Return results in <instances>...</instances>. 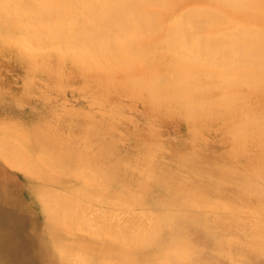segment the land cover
I'll list each match as a JSON object with an SVG mask.
<instances>
[{
	"label": "bare ground",
	"instance_id": "bare-ground-1",
	"mask_svg": "<svg viewBox=\"0 0 264 264\" xmlns=\"http://www.w3.org/2000/svg\"><path fill=\"white\" fill-rule=\"evenodd\" d=\"M246 21L249 27H243ZM32 32L39 37L27 38ZM4 41L12 52L27 51L24 65L32 75H47L63 87L70 77L89 80L91 88L87 89L92 94L101 89L103 93L106 88L115 99L132 96L135 104L145 107L155 120L166 116L182 119L190 131L196 130L195 137L205 128L219 131L221 137L216 142L225 148L228 146L225 150L228 159L232 157L234 162V158L243 157L244 171L249 172L235 176L226 167L208 165L206 155L198 154L195 149L171 151L156 138L158 133L136 135L135 147L147 150L129 160L119 158L115 145L95 129L89 132L86 118L77 123L83 128L65 135H58L51 128L52 124L56 125V117L25 121L28 125L22 126L24 136L20 140L24 150L16 146L24 155L17 153L12 148L16 143L7 138L0 141V148L4 149L0 154L13 168L23 170L28 177L37 174L46 183L58 181V168L68 172L70 179L83 181V190L78 195L85 196L86 204H77L80 200L76 197L70 198L67 194L65 198V193L64 196L60 193L55 198L57 207L45 221L50 227L80 232L75 241L80 264H97V261L98 264H177L178 258L192 263L196 255L186 248L197 233H210L215 226L225 227V231L226 227L238 230L250 238L261 231L264 233L259 215L246 221L242 215L247 212L246 203L251 199L248 191L253 188V180L264 171V0H0V42ZM161 43L174 49L165 54V64L164 59L161 60L162 50L158 48ZM64 65H68L67 74L60 70ZM167 74L169 78L160 84L158 77ZM40 89L44 91L42 86ZM25 90L27 96L34 94L29 85ZM106 116L110 115L106 113ZM149 116H146L148 124L152 121ZM73 127L72 122H63L59 123L58 130ZM28 133L32 137L27 136ZM241 145L249 146V152L240 153ZM163 147L166 155L172 153L168 161H162L160 148ZM25 151L30 156L35 153L42 166L29 164ZM13 152L17 153L14 155L19 161L14 156L11 158ZM228 162L233 164L231 160ZM170 164L176 173L190 170L193 184L188 180L169 179L166 168ZM42 167L48 168L47 171ZM5 171L0 166V174ZM6 186L0 180V190ZM114 187L118 194L107 198L109 188ZM89 189H96L98 193L93 196ZM239 192V203H230L228 200ZM218 200L232 207L226 210L225 206L221 215L213 217L202 212L190 213L197 203L215 212ZM28 204L32 206V199ZM90 205L102 207L97 208L101 213L93 209L96 214L89 213L91 217L101 214L111 218V209L134 211L145 207L159 210L162 215L154 214L147 228L130 231L125 226L117 228L113 234L111 230L110 238L97 245L81 233L100 235L102 239L108 230L101 235V229H98L100 232L96 229L100 228L96 221L101 222L100 218L92 217V222L95 219L97 224L95 227L92 223L88 225L85 215L86 219L76 215L87 208V212H91ZM82 207L84 209L79 211ZM254 209L263 211L264 206L256 204ZM121 215L114 218L118 220ZM117 220L116 226L120 223ZM107 221L101 226L106 227L110 222ZM109 225L107 227L114 228ZM258 243L260 246L248 250L254 257L264 254V243ZM39 244L47 264L46 243Z\"/></svg>",
	"mask_w": 264,
	"mask_h": 264
},
{
	"label": "rangeland",
	"instance_id": "rangeland-1",
	"mask_svg": "<svg viewBox=\"0 0 264 264\" xmlns=\"http://www.w3.org/2000/svg\"><path fill=\"white\" fill-rule=\"evenodd\" d=\"M242 24H244L243 27L250 26L248 21ZM207 34L209 33L207 32ZM28 36L30 37V39H34L33 37L35 38L39 37L38 33L36 32L35 33L32 32L31 34L28 33L26 37L29 38ZM2 43L0 42V94H1L0 95V111H1L0 112V141L1 140L7 141L8 139V140H11L13 143H16V145L12 144V148L13 149L15 148L17 153L18 152L24 153V151H21V150L19 151L17 147L24 150L20 146V140H22V137L24 136V133H22V129H23L22 126L28 125L25 123V121L38 120V119L47 120L49 117H56L54 120L56 125L52 124L51 128H53L57 132L58 135L59 134L65 135V134H72L74 130L76 131L78 129L83 128V127L78 126L77 123L80 120L85 121L87 119L89 123L88 125V129L90 130L89 132L95 129L96 132H99L101 135H103V138L106 141L113 143L115 145L114 148L116 150V154L117 156H119V158H126V159L132 158L133 159V158H136L135 157L136 153L144 154L147 148L138 149V147H135L136 146L135 137L136 135H139L142 133L152 134L153 132V133H158L156 134V138L162 141L165 147L169 148L171 151L175 149H179L181 151L192 152L193 149H195L197 153L201 152L206 155V164L208 165L216 164L219 166L226 167L235 176L242 175L243 173L244 174L249 173L247 171H244L243 165L245 164V161L243 157L234 158L237 160V162H235L236 160L233 162L232 157H230L231 159L230 158L228 159L229 154L227 152L225 153V150H228L227 149L228 146L226 145V148H225V146L216 142L218 138L221 137L219 135V131L214 130L212 128L210 129L205 128L204 130H200L199 134L198 135L196 134L197 136L195 137L194 134L196 130L190 131V129H188L184 125V123L182 122L183 121L182 119H179L175 116L174 117L166 116V118H163V117L156 118L155 117L156 118L155 120L152 114H150L151 117L149 116V113L145 107L143 108V106L138 105V103L135 104L132 96H129L127 98L119 97V99H115L112 93L108 92V89L106 88L104 89L103 93L100 92L102 90L101 89L99 92H95L94 94H92L87 89V88H91L88 85L89 80H85V81L76 80V79L72 80V77H70L67 80L66 86L63 87L59 83L55 82L54 78L47 77V75L41 76L40 73H38L37 75H32V73L24 65V63L26 62L28 58L27 51L21 49L17 52H12L9 50V47L6 45L5 41ZM158 48L159 50L160 49L162 50L161 60L164 59L162 63L165 64L167 62L165 59L166 57L165 54L169 52L168 50L170 49L172 53L174 49L172 50L173 47L168 46V44H164V43L159 44ZM38 64L35 65V68L38 67ZM60 70L62 73L67 74L68 65L62 66ZM12 77H14L15 79ZM167 77L169 78V74H167V76H164V77L163 76L158 77L159 83L162 84L167 79ZM32 78L34 79L36 78V80H32ZM22 81L24 83H22ZM29 83H32V85H30ZM21 84H24V85H21ZM27 85H29L30 90L32 91V93H34L33 95H30V96L26 95L27 91L25 90V88L27 87ZM34 85L36 87H34ZM41 86L44 88V91H41L40 89ZM60 86L62 87V89H60ZM72 86L73 87L76 86L75 87L76 89H74ZM45 88H48L46 89L47 93L45 91ZM66 88L68 89L66 90ZM70 88H73V89H70ZM1 89H4L5 92L4 90H1ZM80 89H82L83 91L81 90L82 91L81 92ZM69 90L70 91L72 90V91L70 92ZM20 92H22L21 93L22 95L20 94ZM58 93H59V96H58ZM23 100L24 101L26 100V101L24 102ZM41 101H43L44 104ZM114 104L117 106L122 105L121 106L122 108L119 106L116 107L114 106ZM125 107H128V110ZM70 112H74L75 114L70 113ZM78 113H83V114L78 115ZM106 113H108L110 116H106ZM146 116H149L150 118L149 121L152 120L151 121L152 124L151 123L148 124V121H146ZM170 117L172 118L169 119ZM13 119L15 120L17 119V120L15 121ZM159 120H161V122ZM156 121L157 122L159 121V122L157 123ZM63 122H72L74 124V127L70 129H61L59 131L58 130L59 123H63ZM84 128L86 129V127ZM27 136L32 137V135L29 133L27 134ZM194 137L196 138V140ZM214 143H218V144H214ZM10 145H11V142H10ZM165 147L160 148L161 150H163V153L161 154L162 161H165V160L168 161L169 158H171L170 155L172 154L170 153L166 155ZM1 148H0V153L4 151V149L1 150ZM248 148L249 146L247 145H241L238 147V151H240V153L241 152L248 153L249 152ZM11 151H14V150H11ZM17 153L15 152L11 153V158L12 156L16 157L15 155ZM23 153L21 154V156L24 155ZM25 154H27V156L29 157L28 159L29 161L25 159L28 161L29 164L32 163L34 165L42 166V164L37 159V156L35 153L34 155L32 154L31 156L28 155L27 152ZM143 154L141 156H143ZM222 154L225 155L226 157H224ZM16 159L18 158L16 157ZM210 160H212V162H210ZM229 160H231V163L233 164H230L228 162ZM131 162L132 164H135L134 161H131ZM225 162L227 164H225ZM0 166H2L4 170H6L5 172L0 174V180L4 181V183L7 184L6 187L0 190V261H1L0 264L2 262L4 264H46L45 258H44L45 254L43 255V253L40 250L41 247H40L39 242L41 241H44L47 246V249H46L47 261H48L47 264H75V262L76 264H80L78 261V257L75 254L76 253L75 241L77 240V237H78L77 233H80V232H74V233L66 232L62 230L61 228L58 229L57 227H53V226L50 227L49 225L46 224L45 221H46V218L50 215V211L57 207L55 198L60 193L61 195L65 193V198L67 194H68L67 197L69 196L70 198L71 196H73V198L76 197L77 199L80 200V201L77 200L79 201L77 204L81 202H84V204H86V199L84 198L85 196L84 197L82 196L84 198L83 199L81 198L80 195H78V193L82 192L83 190V181L81 179H70L71 177H69L68 172L66 171L64 172L63 170H61V168L60 169L58 168V170L60 171V173L57 174V176L59 177L58 181L54 183H46L45 181H42L37 174H34L33 176L28 177L27 175L23 173V170L13 168L8 163V160L1 154H0ZM42 168L45 169V167H42ZM167 169L170 171H168ZM55 170H57V168H55ZM166 173L168 175V178L171 180H174V181L181 180V182H186L188 180L191 184H193V179L191 178L190 170L179 171L176 173V171L172 168V164H170V166L166 168ZM253 182H254L253 188L248 191V193H250L251 199L250 201H248V203H246L248 205L245 208L247 212L242 213V215L245 217V221L254 219V217L257 218L259 215L260 223L263 226V230H264V210L258 211L257 209H254V206L256 204L260 205L261 207L264 206V171H263V175H258V177L255 178ZM89 190L92 191L91 195L93 196L96 195L95 193H98L96 189L95 190L89 189ZM118 192L119 191L115 187L109 188L108 193H107V198H111L112 196H114V194L117 195ZM76 194L80 197H78ZM240 196H241L240 192L239 194L236 193V195L232 196V198H230L228 201L232 204H237L239 203L238 200ZM73 198L71 200L72 203H74V200L76 199V198L75 199ZM31 199H32L33 207L30 204H28L31 201ZM228 204L229 203L223 200H218L216 202V205H214L216 210L215 212H212L209 209V207L203 206L201 203H197L194 207L190 209L191 211L190 213L198 214L202 212L205 215L209 214L211 215V217H213V215H221L225 206H226V210L227 208L232 207V204H229V205ZM90 206L93 207L92 210L91 208L89 209L91 210V212H87V209L89 207L87 205L86 207L88 208L84 209L85 207L84 205V207L78 208L79 211L81 209H84L81 211V214L80 212L77 211L78 214L80 215L78 214L76 215L77 216L82 215L83 218H85L84 217L85 215L87 218L88 225L92 223L91 226L96 227V225L100 223V228L96 227V229L97 230L101 229V232H102L101 235L104 233L103 232L104 230L106 229L108 230V231L106 230L107 232L105 231L106 232L105 235H102L103 237L102 239H100L101 238L100 235L93 236L92 234L87 235L86 233H81L87 236L86 239L93 240L95 243H97V245H100L106 239H109L111 236V233L113 234L117 232L116 231L117 228L120 229V227L126 226L128 227L130 231L131 230L134 231L136 228H147L150 226L151 224L150 221L154 218L153 216L154 214H156V217L162 215L161 211L159 210L154 211L148 207H145L142 210L137 209L138 211L137 210L128 211L127 209H119V210L111 209L110 211L111 215L113 213V215L111 216L112 219L108 215L105 216L107 217L105 219L103 215L101 216L100 214L101 211H98L97 209V208H102V207L93 206V205H90ZM103 208L106 209V207H103ZM24 209L26 212L23 211ZM93 209L94 210L96 209V213L100 212L97 214V215L100 214L99 217L94 216V215L92 216L95 218L96 217L100 218L101 222H99V219H97L96 220L97 224L94 218L92 222L91 214H89V213L96 214ZM123 210H126L128 212L124 211L125 212L124 213ZM145 212H147L148 214H146ZM121 213H123V216L121 215ZM130 213L132 216L130 215ZM32 214H34V217H31ZM87 215H89L90 217ZM119 215H121V218L118 219L120 223H118L116 226L115 220H117V218L120 217ZM115 216L117 218H114ZM113 218L115 220H113ZM103 219L105 220L104 222H102ZM107 219L110 222L111 221L113 222L112 223L109 222L110 225L109 223L108 224L106 223V227H103ZM10 221L12 222V224ZM121 221L124 222L123 225L121 224L122 223ZM125 222L127 225H125ZM101 224L103 226H101ZM119 224L121 226H119ZM107 225L114 226V228H111V227L109 228L107 227ZM89 228L90 230H96L92 227H89ZM111 230L114 232L110 233L109 231ZM197 234L198 235L194 236L191 239V241L188 243L189 249L186 248L187 250H191L196 255V258H194V261H192L193 264L195 262H196L195 264H224V263L225 264H259V263L264 264V254L258 257H254L253 254L250 251H248L250 247L254 248L255 246H260L258 241H262L264 243L263 231L255 234L256 237H251L253 239V242L250 237L248 236L245 237V235L239 232L238 230L227 229L226 227V231H225V227H222V226H218V227L215 226V229H212L210 233L201 232ZM73 236L75 238H73ZM171 243H172V239L171 241L168 242V245ZM262 249H264V247H262ZM66 251L68 252L66 253ZM222 251H224L225 253ZM38 259L40 260V262ZM176 263L177 264H192L191 261H187L184 259L182 260L180 258L177 259ZM97 264H98V261H97ZM113 264H116V262Z\"/></svg>",
	"mask_w": 264,
	"mask_h": 264
}]
</instances>
